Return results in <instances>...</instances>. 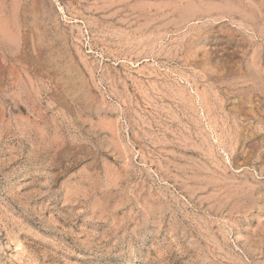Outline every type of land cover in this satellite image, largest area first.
I'll use <instances>...</instances> for the list:
<instances>
[{"label": "rangeland", "instance_id": "obj_1", "mask_svg": "<svg viewBox=\"0 0 264 264\" xmlns=\"http://www.w3.org/2000/svg\"><path fill=\"white\" fill-rule=\"evenodd\" d=\"M0 264H264V0H0Z\"/></svg>", "mask_w": 264, "mask_h": 264}, {"label": "bare ground", "instance_id": "obj_2", "mask_svg": "<svg viewBox=\"0 0 264 264\" xmlns=\"http://www.w3.org/2000/svg\"><path fill=\"white\" fill-rule=\"evenodd\" d=\"M5 32V31H4Z\"/></svg>", "mask_w": 264, "mask_h": 264}]
</instances>
